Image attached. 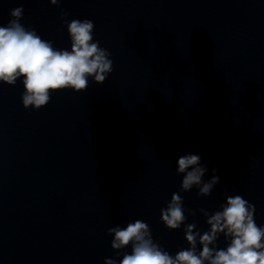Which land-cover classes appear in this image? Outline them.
Here are the masks:
<instances>
[{"label":"clouds","instance_id":"1","mask_svg":"<svg viewBox=\"0 0 264 264\" xmlns=\"http://www.w3.org/2000/svg\"><path fill=\"white\" fill-rule=\"evenodd\" d=\"M59 6L61 0H49ZM23 7L10 10L11 19L6 26H0V83L15 85L22 79L24 92L22 104L25 109L35 110L46 106L51 94L65 89L75 92L86 91L89 78L96 84H103L112 72L111 53L94 41V22L89 19H67V12L61 13L63 23L71 41V48L57 49L51 41L42 39L34 29L26 28L20 21ZM177 174H183L181 191L199 189L197 195L208 196L220 182L217 175L208 181L203 177L208 171L201 164L197 154L182 155L177 160ZM217 169H213L215 173ZM221 210L206 217L209 230L194 231L196 224L185 227V240L188 248L172 256L155 242L149 225L142 220L129 222L126 227H112L108 234L113 236L111 247L120 250L131 246V252H124L119 264H264V226L257 225L254 219L255 206L240 195L229 196ZM192 210L183 207V199L173 193L167 207L161 209V222L169 230L180 229ZM223 234L227 246L217 247ZM200 249H197V245ZM104 264H117V260L106 258Z\"/></svg>","mask_w":264,"mask_h":264}]
</instances>
